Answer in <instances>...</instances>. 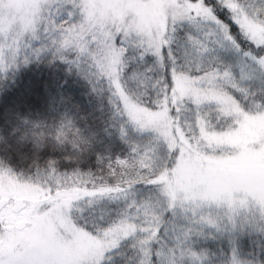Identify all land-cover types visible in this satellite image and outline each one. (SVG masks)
<instances>
[{
    "label": "snow or ice",
    "instance_id": "1",
    "mask_svg": "<svg viewBox=\"0 0 264 264\" xmlns=\"http://www.w3.org/2000/svg\"><path fill=\"white\" fill-rule=\"evenodd\" d=\"M0 264H264V0H0Z\"/></svg>",
    "mask_w": 264,
    "mask_h": 264
}]
</instances>
